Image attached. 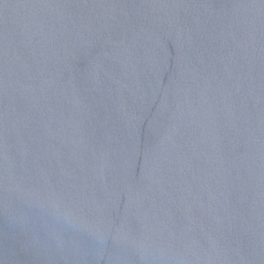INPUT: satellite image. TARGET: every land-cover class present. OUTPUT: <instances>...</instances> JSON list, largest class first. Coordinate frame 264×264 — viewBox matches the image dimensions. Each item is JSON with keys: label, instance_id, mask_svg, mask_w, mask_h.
Segmentation results:
<instances>
[{"label": "water", "instance_id": "water-1", "mask_svg": "<svg viewBox=\"0 0 264 264\" xmlns=\"http://www.w3.org/2000/svg\"><path fill=\"white\" fill-rule=\"evenodd\" d=\"M0 264H264V0H0Z\"/></svg>", "mask_w": 264, "mask_h": 264}]
</instances>
